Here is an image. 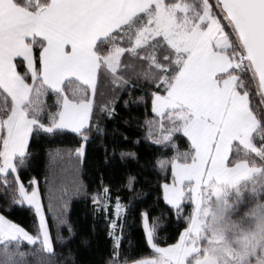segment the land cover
Segmentation results:
<instances>
[{
    "label": "trees",
    "instance_id": "16d2710c",
    "mask_svg": "<svg viewBox=\"0 0 264 264\" xmlns=\"http://www.w3.org/2000/svg\"><path fill=\"white\" fill-rule=\"evenodd\" d=\"M13 1L33 12L49 3ZM176 1L164 0L165 4ZM206 1L233 46L228 48L232 55L238 45L237 36L220 12L219 1ZM147 14L136 15L95 43L99 66L91 92L75 79H67L58 90L47 87L39 78L33 83L25 109L34 124L25 152L14 159L15 175L0 173V215L37 237V242L1 241L0 264H122L152 253L144 229L145 217L154 244L162 247L176 243L188 227L193 209L190 192L185 191L181 204L173 207L165 200L163 186L173 179V162L193 160V148L179 119L170 113L158 117L152 110L154 94L164 93L163 77L170 82L178 71L175 52L161 37L134 51L128 49L131 30L141 26ZM41 44L40 40L32 42L36 68ZM114 45L125 51L119 67L112 71L103 58ZM15 66L22 78L32 83L22 58L15 59ZM237 89L247 95L258 123L253 143L264 146V99L251 67L238 78ZM1 95L7 100L5 111L0 108L2 118L10 110L11 101L5 93ZM63 98L91 99L90 121L84 130L43 128L55 124ZM81 147L82 154L78 152ZM238 161L261 164L253 152L234 143L227 165ZM17 179L28 189L33 180L37 182L51 252L40 243L37 215L22 201ZM99 195L108 199L107 212L95 202ZM115 202L124 206L117 221L118 243L109 226Z\"/></svg>",
    "mask_w": 264,
    "mask_h": 264
},
{
    "label": "crops",
    "instance_id": "0c3cea01",
    "mask_svg": "<svg viewBox=\"0 0 264 264\" xmlns=\"http://www.w3.org/2000/svg\"><path fill=\"white\" fill-rule=\"evenodd\" d=\"M161 1L165 7L164 0H49L41 10L33 12L13 0H0V67H12L14 77L24 87L15 66V59L20 57L27 70L28 65L35 67L32 77L37 76L51 89L58 90L67 79H75L92 91L99 66L95 43L151 6L160 8L158 2ZM196 20L190 19V24L186 23L189 27L184 30L182 23L175 21L179 27L174 36L159 34L176 56H179L182 40L185 41L183 33L198 27L197 34L201 35L197 58L189 67L179 66L175 77L166 83L164 93H155L152 101L156 116L170 113L179 119L194 152L190 163L173 162L172 181L178 178L180 189L173 197L175 201L172 194L168 198L165 194V199L175 206L183 200L185 183L201 185L207 179L211 183L237 187L255 175V166L245 161L227 165L234 143L254 151L253 134L258 123L247 95L237 89L238 77L232 73L233 59L228 44L221 49L212 47L215 36L208 35V22ZM34 40L42 41L38 68L32 48ZM4 82L0 76V87L8 95ZM27 87L28 91L29 85ZM27 99L28 96L22 105ZM91 111V99L63 98L55 128L80 132L89 125ZM15 150L16 145H11L5 156L12 155L14 161L24 153ZM4 161L5 157L1 174H5L2 172Z\"/></svg>",
    "mask_w": 264,
    "mask_h": 264
},
{
    "label": "rangeland",
    "instance_id": "374dc122",
    "mask_svg": "<svg viewBox=\"0 0 264 264\" xmlns=\"http://www.w3.org/2000/svg\"><path fill=\"white\" fill-rule=\"evenodd\" d=\"M165 5V7L162 6L161 1L158 2L160 8L157 9L156 6H151L147 10V18L143 24L131 30L133 36L131 40L128 39L130 40L129 50L134 51L143 45H147L154 38L161 37L159 34L174 36L179 27L175 23H182L181 29L184 30L189 27L186 23L190 24L192 18H196L198 22H208V35L215 36L212 40V47L221 49L227 44L229 47L232 46L206 0H177L176 3ZM218 8L232 27L233 33L237 36L223 7L218 4ZM198 30V27H194L191 32L186 31L183 33L185 41L182 40L181 42L183 45L178 53L179 56L175 54V62L178 68L179 66L189 67L201 51L199 45L197 46L201 40V35L197 34ZM128 31L126 30L125 33H128ZM237 41L236 50L231 55L234 67L232 73L240 78L242 73L251 65L238 36ZM124 51L125 48L114 45L103 58V63L110 70L115 71L119 66L118 58L120 62ZM20 54L23 53L20 52ZM204 60H206L205 56ZM28 67L30 75L34 74L35 67L30 65ZM235 70H238V74ZM0 76L1 80L5 81L6 91L13 100L0 87V108L5 111L7 106V103H5L7 100L3 98L1 93H5L11 101L10 110L1 118L0 167L5 157L2 172L5 174L12 172L15 175L12 155L5 156V154H7L6 151L11 145L13 147L16 145V152L22 150L25 152L26 150L34 121L28 117L25 109L26 103L22 105V102L26 96L29 98L33 83L38 78L33 75L32 83H27L20 75L21 81L26 85L23 87L20 80L14 77L12 67H0ZM167 82V77H163L162 84L164 85ZM27 84L29 85L28 91ZM258 90L260 91L259 85ZM43 128L50 131L55 128V124ZM17 145L19 148H17ZM253 150V153L261 162L260 165H255L253 179L237 187L211 183L207 179H204L201 185L183 184L184 194L185 191H189L191 194L193 209L188 227L181 233L177 242L164 247L154 244L152 232L145 217L144 229L152 253L122 264H264V146L254 145ZM78 152L82 154L83 147ZM17 183L22 201L31 206L37 215L40 227V243L45 251L51 252L52 244L37 182L33 180L29 189L18 179ZM179 183L180 180L175 178L174 181L165 184L163 188L164 197L165 194L167 198L172 194V201H175L173 197L176 195V191L180 189ZM95 202L98 207L102 206L104 211H108L109 202L105 196H96ZM170 205L173 207L179 206V204L176 206ZM123 212L124 206L122 204L119 202L112 204V216L109 218V226L110 233L116 243L119 241V224L117 221ZM9 239H20L30 244L37 242V237L0 215V242Z\"/></svg>",
    "mask_w": 264,
    "mask_h": 264
},
{
    "label": "water",
    "instance_id": "95a60500",
    "mask_svg": "<svg viewBox=\"0 0 264 264\" xmlns=\"http://www.w3.org/2000/svg\"><path fill=\"white\" fill-rule=\"evenodd\" d=\"M231 22L264 99V0H218ZM2 121L0 117V135Z\"/></svg>",
    "mask_w": 264,
    "mask_h": 264
},
{
    "label": "built area",
    "instance_id": "2783aa9c",
    "mask_svg": "<svg viewBox=\"0 0 264 264\" xmlns=\"http://www.w3.org/2000/svg\"><path fill=\"white\" fill-rule=\"evenodd\" d=\"M235 72L238 74V70H235Z\"/></svg>",
    "mask_w": 264,
    "mask_h": 264
}]
</instances>
